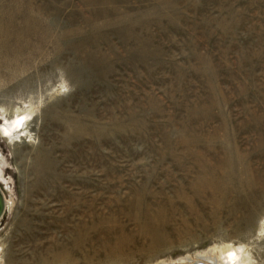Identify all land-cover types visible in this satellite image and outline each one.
Returning a JSON list of instances; mask_svg holds the SVG:
<instances>
[{"label":"rangeland","instance_id":"rangeland-1","mask_svg":"<svg viewBox=\"0 0 264 264\" xmlns=\"http://www.w3.org/2000/svg\"><path fill=\"white\" fill-rule=\"evenodd\" d=\"M0 159V264H264V0H0Z\"/></svg>","mask_w":264,"mask_h":264},{"label":"bare ground","instance_id":"bare-ground-1","mask_svg":"<svg viewBox=\"0 0 264 264\" xmlns=\"http://www.w3.org/2000/svg\"><path fill=\"white\" fill-rule=\"evenodd\" d=\"M3 165V161H2V159H0V167ZM1 178V177H0ZM6 205H7V210H9L10 208H11V200L10 199H6ZM225 252V251H224ZM222 253V252H221ZM226 253V252H225ZM211 254V251H209L208 252V255H210ZM220 258H222V260L223 261H220V260H218L217 262H218V264H222V262H223V264H232V262L229 260V257L226 255V254H220ZM210 257H207V258H205L207 261H209L210 263H212V264H215L216 262H214V260L213 259H209ZM227 260H228V262H227ZM189 264H190V262H188ZM197 263H199V262H197ZM203 264H206V263H203Z\"/></svg>","mask_w":264,"mask_h":264},{"label":"water","instance_id":"water-1","mask_svg":"<svg viewBox=\"0 0 264 264\" xmlns=\"http://www.w3.org/2000/svg\"><path fill=\"white\" fill-rule=\"evenodd\" d=\"M6 211H7L6 197L3 191L0 189V221L2 220ZM194 264H203V263H194Z\"/></svg>","mask_w":264,"mask_h":264}]
</instances>
